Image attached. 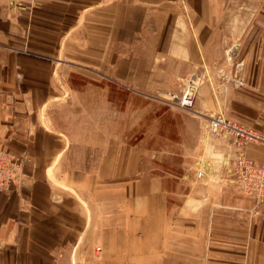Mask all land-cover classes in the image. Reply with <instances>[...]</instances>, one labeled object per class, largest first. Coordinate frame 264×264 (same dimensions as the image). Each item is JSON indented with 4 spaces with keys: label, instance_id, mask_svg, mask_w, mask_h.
Segmentation results:
<instances>
[{
    "label": "crops",
    "instance_id": "obj_1",
    "mask_svg": "<svg viewBox=\"0 0 264 264\" xmlns=\"http://www.w3.org/2000/svg\"><path fill=\"white\" fill-rule=\"evenodd\" d=\"M69 70L193 78L204 127L221 112L264 135V0H0V148L23 157L0 264H264V200L239 191L230 136L202 134V178L178 190L130 140H74L55 111Z\"/></svg>",
    "mask_w": 264,
    "mask_h": 264
},
{
    "label": "rangeland",
    "instance_id": "obj_2",
    "mask_svg": "<svg viewBox=\"0 0 264 264\" xmlns=\"http://www.w3.org/2000/svg\"><path fill=\"white\" fill-rule=\"evenodd\" d=\"M67 77L64 97L55 103V111L75 141L130 140L143 161L168 175L167 184L178 190L190 189L202 178L201 140L204 132L211 137L207 130L210 120L204 127L205 121L194 114V104L181 107L172 98V94H182L184 84L181 92H174L178 86L155 80L166 86L156 84L146 91L87 72L69 70Z\"/></svg>",
    "mask_w": 264,
    "mask_h": 264
},
{
    "label": "built area",
    "instance_id": "obj_3",
    "mask_svg": "<svg viewBox=\"0 0 264 264\" xmlns=\"http://www.w3.org/2000/svg\"><path fill=\"white\" fill-rule=\"evenodd\" d=\"M183 92L180 96L172 94L180 106L189 108L193 105V96L197 81L187 78L183 82ZM207 130L212 137L228 135L240 150L236 155L232 167L234 179L239 191L256 202L264 200V163L255 162L245 155L243 146L247 144H260L264 146V135L248 125L231 120L221 113H215L208 123ZM23 157L12 151L0 148V189L8 190L12 185L21 181L23 176Z\"/></svg>",
    "mask_w": 264,
    "mask_h": 264
}]
</instances>
